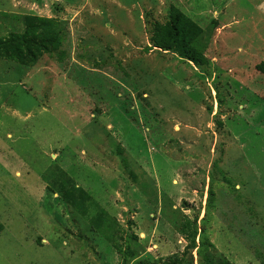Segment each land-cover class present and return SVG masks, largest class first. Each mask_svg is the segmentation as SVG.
<instances>
[{"label": "rangeland", "instance_id": "obj_1", "mask_svg": "<svg viewBox=\"0 0 264 264\" xmlns=\"http://www.w3.org/2000/svg\"><path fill=\"white\" fill-rule=\"evenodd\" d=\"M172 5L204 29L208 65L152 47ZM1 12L63 21L67 57L0 59V264H133L117 243L182 256L183 215L198 243L264 264V0H0ZM16 23L0 14V36ZM60 169L89 193L86 214L51 192Z\"/></svg>", "mask_w": 264, "mask_h": 264}, {"label": "trees", "instance_id": "obj_2", "mask_svg": "<svg viewBox=\"0 0 264 264\" xmlns=\"http://www.w3.org/2000/svg\"><path fill=\"white\" fill-rule=\"evenodd\" d=\"M1 17L17 22L5 36H0V59L16 62L25 69H30L44 56H54L63 62L67 52L63 48L67 31L63 21L35 14L11 16L1 12ZM204 29L184 13L180 8L172 5L166 22L153 24L150 42L153 48L170 51L182 59L194 64L208 65L210 60L202 50L196 48L195 42L202 36ZM264 70V68H263ZM51 192L59 194L68 205L86 214L85 203L90 200L89 193L77 186L74 179L62 169L55 173ZM179 232L188 241L182 256L173 254L167 258H155L148 254L142 257L139 252L130 246L115 245L125 260H132L133 264H194L193 256L187 259L192 250L198 249L199 264H234L225 256L217 254L215 244L209 238L203 237L198 243L197 218L191 219L182 216ZM105 217L98 213L92 223L102 228L105 226ZM136 238V237H134Z\"/></svg>", "mask_w": 264, "mask_h": 264}]
</instances>
